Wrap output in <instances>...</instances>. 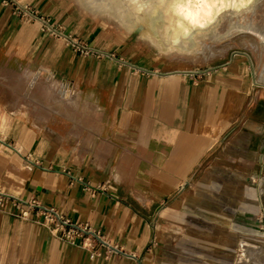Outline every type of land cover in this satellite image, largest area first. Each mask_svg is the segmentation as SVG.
<instances>
[{
  "label": "crops",
  "instance_id": "crops-1",
  "mask_svg": "<svg viewBox=\"0 0 264 264\" xmlns=\"http://www.w3.org/2000/svg\"><path fill=\"white\" fill-rule=\"evenodd\" d=\"M16 1L29 13L0 0V193L53 206L107 244L70 243L7 203L0 264H204L186 260L202 251L204 222L227 223L214 238L229 251L231 223L250 231L264 165L260 59L145 65L137 43L74 0Z\"/></svg>",
  "mask_w": 264,
  "mask_h": 264
},
{
  "label": "bare ground",
  "instance_id": "bare-ground-1",
  "mask_svg": "<svg viewBox=\"0 0 264 264\" xmlns=\"http://www.w3.org/2000/svg\"><path fill=\"white\" fill-rule=\"evenodd\" d=\"M74 1L85 13L97 15L124 34L135 33L137 39L164 57L206 58L223 50L225 41L235 34L248 31L256 39L253 44L259 49L260 69L264 73V13L261 10L258 19L244 17L246 12L264 9V0L192 4L186 6L185 15H179L175 6L159 0ZM262 80V76L258 77V81Z\"/></svg>",
  "mask_w": 264,
  "mask_h": 264
},
{
  "label": "rangeland",
  "instance_id": "rangeland-1",
  "mask_svg": "<svg viewBox=\"0 0 264 264\" xmlns=\"http://www.w3.org/2000/svg\"><path fill=\"white\" fill-rule=\"evenodd\" d=\"M261 10L264 13V9L258 8L256 13L246 12L244 17L245 19H258L259 15H261ZM92 16L99 21L102 20L97 15ZM104 22L105 21L103 20L101 21L103 25L115 29L118 33L124 34L120 29ZM56 30L61 32L60 29ZM51 32L53 35L59 36V34L53 32V29ZM132 34H129L128 37L139 46L141 62L145 65L154 62L162 63L161 68L163 69H181L185 72H203L210 69H224L228 62L232 63L231 68L237 69L238 61H240V66L243 64L241 59H246L248 65H252L253 62L254 67L256 66L257 60L260 59L259 49L254 46L256 39L254 35L250 34L248 31L235 34L231 39L225 41L226 44L223 50L206 58H174L159 56L149 45L142 40H138L135 33ZM86 47L90 48L92 51L90 53H85L73 46V48L85 55H102L96 53V51L100 50L88 46ZM29 84H33L32 80L29 81ZM251 182H253L252 184L256 189L251 191V201L249 202L248 210L245 212L247 214V221L245 224L250 228V231H244L243 227H239V225L242 226L243 223H231V232H235V235L237 236L236 240L230 242L232 246H230L231 249L229 251L225 248L224 251L219 252L216 248L214 237L219 231L218 227L220 225L227 226V223L204 222L203 229L205 233L202 251L189 255V258H186L187 261H200L204 264H264V206L260 207L259 205L260 197H262V202L264 201V165L258 175H254ZM242 208L243 205L237 206L235 209L237 213L242 214L241 210H238Z\"/></svg>",
  "mask_w": 264,
  "mask_h": 264
},
{
  "label": "built area",
  "instance_id": "built-area-1",
  "mask_svg": "<svg viewBox=\"0 0 264 264\" xmlns=\"http://www.w3.org/2000/svg\"><path fill=\"white\" fill-rule=\"evenodd\" d=\"M7 3H11L15 11L21 15L28 14L27 8L21 6L16 0H4ZM56 34H62L56 29H53ZM70 41L82 52L90 53L92 50L85 45L79 44L75 39L70 38ZM98 54H102V51H96ZM10 203L19 216L23 218H34L40 220V222L51 232L57 234L61 238L70 243H75L80 239V245L84 248H92L93 252L99 254L100 245L107 244L102 238L99 231L92 228L88 223L72 221L69 217L61 214L55 207L47 206L39 203L35 199L28 201H22L15 197H10L0 193V206H4ZM94 239H97V244L94 243Z\"/></svg>",
  "mask_w": 264,
  "mask_h": 264
},
{
  "label": "snow or ice",
  "instance_id": "snow-or-ice-1",
  "mask_svg": "<svg viewBox=\"0 0 264 264\" xmlns=\"http://www.w3.org/2000/svg\"><path fill=\"white\" fill-rule=\"evenodd\" d=\"M133 3H137L138 0H132ZM148 2H151V0H148ZM160 3H166L175 6L178 9V14L179 15H185V13L188 11L187 10V5H192V4H207V5H215L219 3H224L225 0H159ZM231 3H235L236 0H229ZM241 3L244 2V0H240ZM250 2V0H248ZM185 18H188L185 16Z\"/></svg>",
  "mask_w": 264,
  "mask_h": 264
}]
</instances>
